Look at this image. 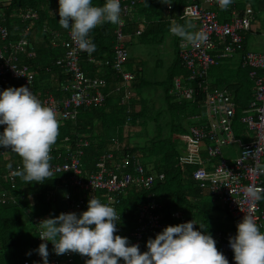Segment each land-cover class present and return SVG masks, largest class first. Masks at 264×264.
Wrapping results in <instances>:
<instances>
[{
    "label": "built area",
    "instance_id": "built-area-1",
    "mask_svg": "<svg viewBox=\"0 0 264 264\" xmlns=\"http://www.w3.org/2000/svg\"><path fill=\"white\" fill-rule=\"evenodd\" d=\"M141 1L120 0L123 22L115 24L112 31L114 43L112 67L118 80L109 93H117L118 104L124 106V119L120 126L121 136L124 137L130 127L132 110L128 104L131 96L129 88L134 80L133 73L122 69L126 62L123 46V40L127 37L124 33L125 17L128 16L130 8ZM55 3L59 7L58 0H55ZM208 7L221 10L218 0H191L178 16L179 20L195 24L196 31H202L208 39L199 47L184 40L177 43V59L183 73L172 78L168 95L174 102H190L197 112L187 118L190 122L187 127L188 142L183 153L177 156L176 166L182 173H185L186 167L193 169L189 174L191 181L197 185L201 193L208 195L212 203H218L225 209L234 227L245 214H250L260 231L264 232V209L259 208V201H249L244 195V188L248 185L264 187V175L252 171L256 165H261V159L264 158V53L242 49L243 34L250 28L248 10L239 15L234 9L227 7V17L220 20L218 13ZM18 17L24 22L34 19L35 14L25 11L23 14L19 13ZM28 31L29 28L25 26L20 30L18 38L10 40L5 19L0 17L1 92L9 87L21 86L29 87L32 92L34 75L20 60L22 55L27 59L32 58L31 47L26 39ZM141 32L142 25L138 24L128 36H138ZM61 44L63 57L56 59L54 64L67 75L64 91L68 95L60 102L52 96L36 97L43 105L55 110L60 123H74L75 110L79 106L91 105L98 108L102 105L105 95L101 90L106 86L103 79L89 77L81 71L80 56L86 54L85 62L88 64L101 66L107 65V62L96 61L89 53L80 50L73 42L69 30L65 31ZM234 55L238 56L240 67L247 71L246 76L254 87L252 99L240 110L229 90L211 88L207 77L210 68L217 67L221 61ZM237 110L240 113L237 122L252 134V139L248 142L240 141L233 135L232 127ZM118 138L116 133L111 135L108 138L107 149L94 154L90 159L86 153L91 147L95 149V145L90 146L91 141L82 136H77L73 145H70L66 138L61 145H52L50 152L52 177L58 178V182L43 198L51 212L30 219L39 245L45 243L39 239L40 229L36 226L40 221L54 218L61 213H76L79 216L87 210L88 201L93 197L114 209L120 208L130 198L133 190H141L144 194L132 215L134 225L129 233V245L139 244L143 253L147 251L145 237L164 229L165 225L157 212L158 204L151 191L152 185L163 179V174L141 166L136 157L129 153L132 146L120 145ZM232 143L239 147V153L235 159L228 162L221 157L220 152L222 147ZM0 155L6 154L2 152ZM20 168L22 166L19 163L14 164L2 176L11 183V188L14 186L13 180L16 176L14 173ZM59 188H64L58 195L62 207L55 210L56 192ZM23 198L29 199L30 196L24 195ZM7 200L12 204L16 203V198L12 197L9 191L0 190V205ZM28 213L26 211V214ZM117 214H120L122 221L121 218L128 213L121 210ZM169 218L180 221V224L191 221L178 211L170 212ZM210 235L216 241L217 250L228 260V264H235L228 241L235 237L236 232L222 235L215 231ZM48 251V264H74L73 253L57 256L49 246ZM32 257L33 264H43L36 250L33 251ZM87 259L84 258V264ZM21 264H29V260L25 259Z\"/></svg>",
    "mask_w": 264,
    "mask_h": 264
},
{
    "label": "trees",
    "instance_id": "trees-1",
    "mask_svg": "<svg viewBox=\"0 0 264 264\" xmlns=\"http://www.w3.org/2000/svg\"><path fill=\"white\" fill-rule=\"evenodd\" d=\"M169 2L172 3V5L171 7L167 5V9L166 5L160 3L159 0H143L140 5L134 6L129 12L132 15V18L130 20L126 19L127 26L124 29V32L131 33L137 24H144L141 34L136 38L145 36L155 42L157 41L155 40L157 36L162 37L163 34H168L170 23L164 17V13L169 12V17H173L174 11L177 18V14L180 10L187 7L191 0H169ZM92 3L94 6H103L106 3V0H92ZM235 5L236 6L233 7L230 4L228 7L234 9L239 15H241L243 3L237 2ZM213 10L216 12L221 11L223 14L225 13L226 16L227 12L223 9ZM25 11L33 12L35 18L21 22L18 14H23ZM0 17L5 19V24L10 33V40H14L13 33L16 32L17 35L25 26L29 28L27 35L30 32H37L36 35L39 37L38 39L41 40V47L36 52L38 56L35 55L36 59L33 57L34 48H32V51L30 52L32 58L27 59L22 55L20 57L22 63L26 64L30 70H33L34 62H37V58L40 57L47 63V66L44 68L47 72H43V74L51 72L57 75L59 79L67 80V75L63 70L54 64L56 59H61L63 57L61 42L64 40V33L67 30L60 27L58 23V6L56 5L55 0H0ZM224 18L225 17H223V19ZM14 21L17 23L16 26L14 25ZM182 22L183 21H180L179 23ZM112 28V23L105 22L102 25L97 26L90 33V39L95 45V51L90 53V55L94 57L96 61L101 63L106 61L107 65L97 66L94 64H88L85 62V58L87 57L86 54L80 56L81 71L89 77L95 76L101 78L106 83L105 88L101 90V93L105 95L102 105L98 108H96L97 106L95 107L91 105L79 106V108L75 110L76 114L74 123L59 122V135L54 144L61 145L66 138L69 143H71L70 145H73L74 139L77 136H82L86 140L91 141L90 146L95 145V149L91 147L87 151L86 155L88 158L101 151L104 143L103 139H108L115 133L118 137L121 136L120 126L124 119V106H119L116 98L109 93L112 90L111 88L116 86L118 80V78H115V73L112 67V64L114 63L112 51L114 44L111 32ZM173 36V38H175L174 45L176 48L177 43L181 38L174 34ZM161 39L158 40L161 42ZM176 50L177 49H175L171 62L166 68L165 80L162 81L167 84V87L162 90V102L169 116L167 119L168 121L162 120L161 122H158L161 116L159 112L154 110L149 116V121L153 124V128L156 125L155 135L153 138L149 139L146 144L142 143L132 146L129 153L133 154L138 162L141 163L143 160L145 162V165L142 164L144 167H146L147 164H150L153 166L154 171L163 174V179L161 181H156L152 185L151 191L153 192L155 201L159 207L157 212L160 214L165 227L180 224V221L169 218L170 212L179 211L184 217L194 219L196 230H201L209 234L214 230L222 228L218 221L211 219V212H213L215 208H213L210 203L202 201L203 194L201 195L197 185L192 183L189 179V174L193 169L190 167L186 168L187 172L183 174L187 176V179H184L179 168L176 166V158L179 155V149H177L178 143L179 141L181 144L188 142L187 131H185L183 125H180V121H184L185 116L195 113L196 111L195 107L192 106L190 102H174L168 95L172 78L183 73L178 63ZM127 64L128 62L126 61L122 67L125 71L128 70ZM220 65L221 63L217 67L210 68L211 72L218 71ZM31 66L33 69H31ZM130 72L133 74L135 73V79L130 86L131 96L128 100L129 107H132L133 110L130 119V126L133 127L141 125L143 122L146 123L144 119L145 117H148L150 110L146 109L143 105L144 100L140 97V89L144 87L145 84L149 85L150 82H146L139 78L138 73H140V70H133V72L130 70ZM154 83L156 82H152L151 84ZM210 87L223 89V80L214 82ZM1 88L2 86L0 85V91ZM64 92L66 97L68 93L66 91ZM250 96L251 95H248V98L252 99V96ZM248 101L247 97L246 99L244 98L240 100L236 98L234 99V103L237 104L238 107H246ZM136 107H139V109ZM140 107H144V109H141ZM239 115L240 113L237 111L233 126L238 123L237 120ZM162 130L165 131L164 136L162 135ZM99 131L102 134H100ZM108 132L109 135H107ZM5 151L9 154V159L17 156V162L22 166L21 158L16 153L12 152L10 149L0 147V153ZM3 161L4 160L0 155V190L9 191L10 195L16 198V203L12 204L7 200L4 204L0 205V264H21L26 258H29V264H33L32 253L39 247V244L36 242L35 230L31 226L30 219L35 215H43L51 212L49 205L44 203L43 198L46 192L55 188L54 186L57 178H47L43 183H25L19 176H15L13 180L14 186L11 188V183L2 178L8 168L7 165L2 166ZM27 193L28 195H36L32 204L29 203L30 201L23 198ZM143 194L144 192L141 190H133L130 193V198L122 205L123 210H126L128 215L126 219L123 217L121 218L122 221L117 223L118 230L114 235L126 237L129 240V233L134 225L132 215L136 205L142 200ZM61 207L62 205L58 204L56 201L55 210H58ZM26 211L29 213L26 214ZM160 232L162 231H156L147 235L144 239L145 245L148 239H154ZM48 244L49 248H53V245L50 242H48ZM73 258L74 264H84V258L88 257H82L79 254L73 253ZM118 264H123V262L120 261Z\"/></svg>",
    "mask_w": 264,
    "mask_h": 264
},
{
    "label": "clouds",
    "instance_id": "clouds-1",
    "mask_svg": "<svg viewBox=\"0 0 264 264\" xmlns=\"http://www.w3.org/2000/svg\"><path fill=\"white\" fill-rule=\"evenodd\" d=\"M142 2L143 0L134 6ZM159 2L169 7L172 5L169 0ZM231 2L232 0H218V5L226 10ZM58 5L60 27L69 30L77 47L89 54L95 51V45L90 39L93 29L109 22L113 24V31L115 24L123 22L120 0H106L103 6H94L92 0H58ZM132 9L130 8L129 12ZM179 14L180 12L177 18ZM131 18L132 15L128 13L125 17V28L126 19ZM140 25L143 29L144 24ZM194 27L192 23L186 25L174 23L169 32L188 44L199 47L208 37L202 31H191ZM125 34L127 37L123 40L124 49L126 40L137 37L128 36L130 33ZM18 36L19 33L16 38ZM110 94L116 96L118 102V94L112 92ZM190 115L184 118V122L187 123L186 131L190 125L187 119ZM0 125L5 126L0 132V147L10 149L22 161V168L14 175L19 176L25 183H43L45 179L53 178L50 152L52 145L56 143L60 127L55 110L43 105L29 87H9L0 91ZM4 153L6 154V151ZM140 165L143 166L141 163ZM252 171L264 175V165H256ZM56 193L59 202V192ZM244 195L249 201L258 202L264 199V187L248 185L244 188ZM33 197L26 200L31 201ZM121 210L122 206L114 209L93 197L88 201L87 210L79 216L76 213H61L54 218L40 221L36 226L40 229L39 239L45 243H41L36 251L43 264H48L47 242L53 245V251L57 256L75 253L88 257L85 264H118L120 261L123 264H228L225 256L217 250L216 241L210 234L196 230L193 220L165 227L154 239L147 240L145 245L147 251L142 253L139 244L129 245L126 237L114 235L118 230L117 221H120V214L117 213ZM123 217L126 219L127 216ZM228 243L234 254L235 264H264V232L260 231L252 215H244L236 225L235 237H231Z\"/></svg>",
    "mask_w": 264,
    "mask_h": 264
},
{
    "label": "crops",
    "instance_id": "crops-1",
    "mask_svg": "<svg viewBox=\"0 0 264 264\" xmlns=\"http://www.w3.org/2000/svg\"><path fill=\"white\" fill-rule=\"evenodd\" d=\"M259 1V3H258ZM237 2H241L243 3V7L241 9V13L244 11V10H248L249 11V18H250V28L247 32H245L243 34V50L244 51H249V52H252V50H250L247 46H246V41L248 39L249 36L251 35H258V34H262V36L264 37V2L263 0H250V1H245V0H232L231 2V6H236L235 4ZM167 7V6H166ZM209 9H212V7H208ZM213 10V9H212ZM222 10V9H221ZM225 12H227L226 10H224ZM217 12L218 13V18L220 20H224L226 17H227V13H226V16H225V13L223 14V12ZM174 13V16L173 17H169L170 13L169 12H165L164 13V17L168 20V22L170 23V26H169V30H168V34H172V32H169L171 27L173 26L174 23H178V24H181V25H185L184 22H189V21H186V20H179L178 18H176V13L173 11ZM178 15V14H177ZM222 17V18H221ZM223 17H225L223 19ZM180 21H183L182 23H179ZM184 23V24H183ZM191 23V22H190ZM16 22L14 21V25L16 26ZM187 24V23H186ZM193 24V23H192ZM194 28L192 29L193 31H196V25L194 24ZM18 29V28H17ZM37 32H30L26 38L27 40L29 41V45L31 48H34L33 50V57L38 56L37 55V50L41 47L40 45V39H38L39 37L36 35ZM174 37V36H173ZM13 38L15 39L16 38V32L13 33ZM252 39V38H251ZM251 39L248 40V42L251 43ZM182 40V39H180ZM179 40V41H180ZM54 41H57V40H54ZM60 42V41H59ZM44 44V43H43ZM146 44V43H145ZM263 46H264V41L262 42ZM176 49H177V46H176ZM175 53V52H174ZM176 53H177V50H176ZM253 53H264V48H262V51H253ZM36 59V57L34 58ZM41 58L38 57L37 58V62H34L33 66H34V69L33 67L31 66V70L33 73H34V83H33V87H32V93L37 96V97H45V96H52L55 100H59L57 102H60L64 97H65V92L63 91L64 90V87L67 85V81L65 79H59L57 75L49 72L48 74H43V72H47V70L44 68L47 66V63L45 61H43L42 59L40 60ZM171 62V61H170ZM224 62V64H223ZM221 65H220V69H218V71H213L211 72V69L208 71V75L207 77L210 76L211 80L209 81L208 79V82L210 85H212L214 82L216 81H220V80H223V88H226L227 90H229L230 94L232 95L233 99H239L242 97L243 95V92L242 93H237V91L243 87H246L247 91L246 93H244V97L248 96V95H251L253 94V84L252 82L247 78L246 76V70L241 68L240 65H239V59H238V56L237 55H234L226 60H224ZM168 66V65H167ZM129 67V66H128ZM167 67H165L166 69ZM223 68V69H222ZM142 68H132V72L133 70H141ZM238 69V70H244V79H240V77H238V75L235 73V70ZM223 70L227 73L225 76H223ZM130 71V70H128ZM220 73V74H219ZM228 73H229V76L231 79H226L228 77ZM216 74V75H214ZM219 74V78H217ZM179 75H182L181 74H178L176 76H179ZM226 77V78H225ZM246 79V80H245ZM215 80V81H214ZM162 82V81H159V83ZM152 83V82H150ZM148 86V84H145V86ZM249 85V87H247ZM158 94V93H157ZM160 95L161 97V100H162V94H158ZM250 96V97H251ZM116 98V96H114ZM243 99V98H241ZM251 99V98H250ZM249 99V101H250ZM248 101V102H249ZM163 103V102H162ZM237 105V104H236ZM240 105V104H239ZM245 105V103H244ZM139 109V107H136ZM242 108H245V107H239V109H242ZM131 110H132V107H131ZM133 111V110H132ZM235 119V118H234ZM235 122V121H233ZM66 123V122H65ZM185 123V126H186V122ZM239 123H237L238 125ZM240 125V124H239ZM184 126V129L186 131V127ZM5 126H2L0 125V128H1V132L3 131ZM132 126L130 127V130L128 132V135L130 134L131 130H132ZM97 133V132H96ZM127 136H120L118 138V141L120 142V145H129L127 142H126V138L128 137ZM188 139V137H187ZM252 139V136H250V138L246 139L245 141L243 142H248ZM241 140V139H240ZM242 141V140H241ZM103 147L101 149L100 152H103L107 149L108 147V139L105 138L103 139ZM186 142L185 144H178L177 146V149L178 150V154H182L183 151L185 150V146H186ZM179 145H182V148L179 147ZM238 152H239V147L232 143V144H228L224 147L221 148V157L223 159H225V161H232L233 159H235L237 156H238ZM8 153H6L5 156H2V159L4 160L3 161V165H7L8 168L14 164V163H17L18 161V158L17 156L9 159L8 158ZM90 159V158H89ZM89 159H85L87 162L89 161ZM148 165V164H147ZM150 165V164H149ZM7 168V169H8ZM151 169L154 170L153 166L151 165L150 167ZM2 169V167H1ZM4 171V170H3ZM184 172H187L186 170ZM182 173V172H181ZM182 177L184 179H187V176L184 175L182 173ZM189 181V180H188ZM57 182L58 180L56 181V184L55 186L57 185ZM190 182V181H189ZM54 186V187H55ZM58 192H62L64 191V188H59V190H57ZM201 193V191H200ZM203 194V195H202ZM28 195V193H27ZM202 195V201L205 202V203H210L212 205L213 208H215L213 210V212H211V219H213L214 221H218L219 225L222 227L220 229H217V230H214L212 232H210L209 234L211 233H214L215 231L216 232H219L221 233L222 235H227L228 233H233V232H236V227H234L229 218H228V215L226 214V211L225 209L218 203H212L208 197V195H206L205 193H201ZM29 196L32 198L33 195H30ZM35 198V197H33ZM58 202V201H57ZM30 204L33 203V200H31L29 202ZM58 204L61 205L60 202H58ZM259 207L260 209H264V199L260 200L259 202ZM179 212V211H178ZM182 214V213H181ZM183 215V214H182ZM186 218V217H185ZM188 219V218H186ZM188 220H193L194 219H188ZM195 222V221H194ZM196 227V226H195Z\"/></svg>",
    "mask_w": 264,
    "mask_h": 264
},
{
    "label": "rangeland",
    "instance_id": "rangeland-1",
    "mask_svg": "<svg viewBox=\"0 0 264 264\" xmlns=\"http://www.w3.org/2000/svg\"><path fill=\"white\" fill-rule=\"evenodd\" d=\"M264 2V0H263ZM186 23L190 22H184ZM183 23V24H184ZM191 31H193L191 29ZM162 38V39H161ZM252 38V39H251ZM161 39V42L160 40ZM251 39V43L248 40ZM157 41L153 42L149 37H138L133 38L130 40L125 41V51L127 53V62H128V70H132V68H142L140 70L139 78L145 80L146 82H156L154 84L149 83L148 86H144L140 89V97L143 101V105L146 109L150 110L148 113V117L144 119L146 123L143 122L141 125L133 126L130 134L126 138V142L131 145H139V144H146L149 139L153 138L155 135V127L153 128V124L149 121V116L156 110V112L160 113V120L168 121V113L166 108L164 107L161 97L158 94H162V90L167 87L166 83H159V81H164L166 76V69L167 65L170 63L174 56L175 52V45L173 36L171 34H163L161 36H157L155 39ZM264 41V37L262 34L258 35H251L248 37L246 41V46L253 51H262L264 48L262 42ZM148 43V44H145ZM224 64V62H223ZM223 69V68H222ZM127 70V71H128ZM210 72V71H209ZM235 73L240 77V79H244V70H235ZM220 74V73H219ZM219 74L217 78H219ZM227 73L223 70V76ZM216 75V74H214ZM226 78V77H225ZM209 81L211 80L210 76L208 77ZM226 79H231L228 73V77ZM246 80V79H245ZM249 87V85L247 86ZM243 95L241 98L247 97V101L249 100L248 96L244 97V93L248 92L246 87H243L237 91V93H242ZM158 93V94H157ZM240 98V99H241ZM144 109V107H140ZM180 125L183 127L185 126L184 121H180ZM154 129V131H153ZM98 133V132H97ZM100 133V131H99ZM102 134V133H100ZM165 131L162 130V135L164 136ZM233 134L236 139H241L245 141L246 139L252 136L251 132L245 130L242 126L234 124L233 126ZM109 135V132L108 134ZM161 135V136H162ZM240 140V141H241ZM178 144H181L180 141ZM182 148V145H179ZM141 164L145 165V162L142 160ZM261 165H264V158L261 159ZM151 165H147V168H150ZM60 194V192H59Z\"/></svg>",
    "mask_w": 264,
    "mask_h": 264
}]
</instances>
